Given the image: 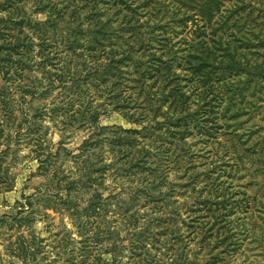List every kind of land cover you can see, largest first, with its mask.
Here are the masks:
<instances>
[{
	"label": "rangeland",
	"instance_id": "rangeland-1",
	"mask_svg": "<svg viewBox=\"0 0 264 264\" xmlns=\"http://www.w3.org/2000/svg\"><path fill=\"white\" fill-rule=\"evenodd\" d=\"M0 264H264V0H0Z\"/></svg>",
	"mask_w": 264,
	"mask_h": 264
}]
</instances>
